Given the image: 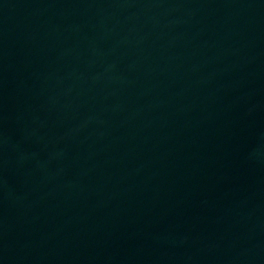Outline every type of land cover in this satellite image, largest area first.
Segmentation results:
<instances>
[{"label": "water", "instance_id": "water-1", "mask_svg": "<svg viewBox=\"0 0 264 264\" xmlns=\"http://www.w3.org/2000/svg\"><path fill=\"white\" fill-rule=\"evenodd\" d=\"M0 248L264 262V0H0Z\"/></svg>", "mask_w": 264, "mask_h": 264}]
</instances>
